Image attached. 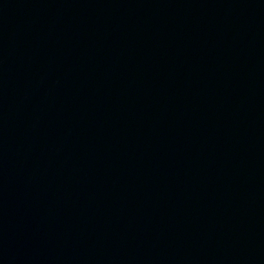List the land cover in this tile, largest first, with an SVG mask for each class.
Instances as JSON below:
<instances>
[{
    "label": "water",
    "instance_id": "obj_1",
    "mask_svg": "<svg viewBox=\"0 0 264 264\" xmlns=\"http://www.w3.org/2000/svg\"><path fill=\"white\" fill-rule=\"evenodd\" d=\"M0 228L264 264V0H0Z\"/></svg>",
    "mask_w": 264,
    "mask_h": 264
}]
</instances>
